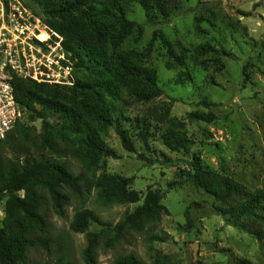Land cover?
Wrapping results in <instances>:
<instances>
[{"label":"trees","instance_id":"trees-1","mask_svg":"<svg viewBox=\"0 0 264 264\" xmlns=\"http://www.w3.org/2000/svg\"><path fill=\"white\" fill-rule=\"evenodd\" d=\"M186 1L31 0L38 11L31 10L63 38L64 50L75 63V83L58 86L20 78L13 81L15 98L24 118L30 122L39 120L42 131L34 136V128L19 121L13 134L0 141V201L5 214V219L0 220V264H33L30 254L38 249L52 256L53 264H80L71 244L52 235L47 215L50 210L65 218L72 201L78 205L70 230L86 237L81 254L83 264H98L97 251L106 237L105 247L114 250L128 237L135 236L142 237L150 262L130 252L117 255L112 264H181L154 247L156 243L171 240L168 233L157 230L163 216L169 214L163 205L168 191L150 188L143 197L132 188V178L103 171L108 158H117L115 150L105 141L110 129H115L126 151L136 153L132 137L118 118L119 105L130 99L150 103L164 95L157 71L146 65L152 48L143 52L123 49L133 32L140 37L144 34V26L128 18V9L131 4H138L148 22L156 24L169 20ZM159 38L170 57L182 60L165 36ZM203 49L206 53L215 52L212 46L199 50ZM222 56L231 55L223 52ZM244 75L248 82L246 67ZM178 83H194L188 68ZM201 104L208 111L215 106L206 99ZM187 118L191 123L212 124L216 120L211 111L193 112ZM146 126L140 136L150 149V129ZM177 127L184 124L173 121L161 139L169 151H183L188 157L183 177L210 198L212 212L222 217L226 226L264 243V188L249 189L231 176L210 168L200 154L191 152L192 140ZM140 158L154 163L145 155ZM71 161L80 167L78 174L73 172ZM174 188L171 183L169 189ZM93 194L105 207L139 206L113 224L87 208ZM186 215L187 224L180 231L188 234L196 224L191 208ZM92 225L101 230L91 232ZM239 264L250 263L243 260Z\"/></svg>","mask_w":264,"mask_h":264},{"label":"rangeland","instance_id":"rangeland-1","mask_svg":"<svg viewBox=\"0 0 264 264\" xmlns=\"http://www.w3.org/2000/svg\"><path fill=\"white\" fill-rule=\"evenodd\" d=\"M20 1L38 11L31 0ZM127 15L137 25L144 26V34L140 37L133 32L123 49L143 52L152 48L146 65L157 71L164 95L150 103L130 99L119 105L118 118L132 137L136 153L126 151L115 129H110L105 141L115 150L117 158H108L103 172L132 178V188L143 197L150 188L168 191L163 205L169 214L163 216L157 230L168 233L171 240L156 243L154 247L181 264H239L243 260L264 264V243L226 226L222 217L212 212L210 198L183 177L188 157L183 151H169L161 139L173 121L181 122L184 127L176 129L187 134L193 142L191 152L200 154L210 168L231 176L249 189L264 188V0H204L202 3L187 0L169 20L156 24L148 22L138 4H131ZM161 35L182 60L170 57L159 38ZM207 46L214 47L215 52L199 50ZM223 52L231 56H222ZM244 67L250 77L248 82ZM185 68L194 77L192 85L178 83ZM204 99L215 104L210 111L216 120L212 124L191 123L187 118L190 113L210 112L201 104ZM22 123L34 128V136L42 131L39 120L30 122L24 118ZM144 124L150 129V149L140 136ZM141 155L154 163L143 160ZM71 162L73 172L78 174L80 167ZM171 183L175 185L173 190L169 189ZM77 205L76 201L70 203L65 218L50 210L47 215L52 235L57 240L68 241L75 259L83 264L81 254L86 237L70 230ZM138 206L105 207L93 194L87 208L103 220L117 224L127 211L133 212ZM3 207L0 201V220L5 219ZM189 208L196 227L187 234L180 227L187 224ZM100 230L97 225L90 228L91 232ZM106 240L107 237L98 248V264H112L117 255L130 252L150 262L142 237H128L114 250L105 247ZM192 245L197 250L196 260ZM30 260L33 264H53V257L42 249L32 252Z\"/></svg>","mask_w":264,"mask_h":264},{"label":"built area","instance_id":"built-area-1","mask_svg":"<svg viewBox=\"0 0 264 264\" xmlns=\"http://www.w3.org/2000/svg\"><path fill=\"white\" fill-rule=\"evenodd\" d=\"M74 73L75 63L58 33L20 0H0V141L24 118L15 98V78L73 86Z\"/></svg>","mask_w":264,"mask_h":264},{"label":"water","instance_id":"water-1","mask_svg":"<svg viewBox=\"0 0 264 264\" xmlns=\"http://www.w3.org/2000/svg\"><path fill=\"white\" fill-rule=\"evenodd\" d=\"M191 249H192V251H193V257H194V260H196V259H197V250H196L195 247H193V245L191 246Z\"/></svg>","mask_w":264,"mask_h":264}]
</instances>
